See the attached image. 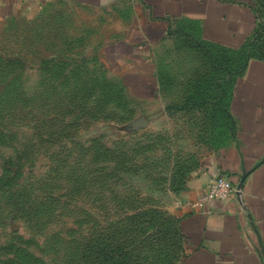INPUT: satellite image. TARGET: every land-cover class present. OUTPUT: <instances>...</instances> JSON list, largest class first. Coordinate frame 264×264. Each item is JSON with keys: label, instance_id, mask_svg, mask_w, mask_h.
Listing matches in <instances>:
<instances>
[{"label": "rangeland", "instance_id": "1", "mask_svg": "<svg viewBox=\"0 0 264 264\" xmlns=\"http://www.w3.org/2000/svg\"><path fill=\"white\" fill-rule=\"evenodd\" d=\"M125 10L56 1L0 36V264L185 254V194L230 122L208 94L213 55L189 41L156 49L159 90L123 82L105 46L127 30Z\"/></svg>", "mask_w": 264, "mask_h": 264}, {"label": "crops", "instance_id": "2", "mask_svg": "<svg viewBox=\"0 0 264 264\" xmlns=\"http://www.w3.org/2000/svg\"><path fill=\"white\" fill-rule=\"evenodd\" d=\"M63 2L95 11L124 7L129 25L105 46L125 84L150 93L160 82L156 49L189 41L192 51L213 54L245 49L264 25V0H0V36L45 5ZM236 123L229 141L210 151L181 210L186 251L176 264H264V59L251 57L231 90ZM226 176L242 193L228 201L197 203L209 181Z\"/></svg>", "mask_w": 264, "mask_h": 264}, {"label": "trees", "instance_id": "3", "mask_svg": "<svg viewBox=\"0 0 264 264\" xmlns=\"http://www.w3.org/2000/svg\"><path fill=\"white\" fill-rule=\"evenodd\" d=\"M208 53L213 55L211 58L212 59L211 67L214 70L213 75L217 77L213 82L215 86L212 88V91L209 92L208 94L211 93L210 97H212L213 94V97L211 98L213 103H215L213 104V106L215 107L213 109H216L217 112H219L220 118L224 113L225 121L230 122V127L227 133L229 137H232L235 133L236 123L229 110L230 102H231V90L233 88V85L235 84V81L242 73V70L245 64L247 63L248 59H250L251 57H259L264 59V25L257 31L254 38L248 43V46L245 49L235 53H227V52H222L218 54H213L210 52ZM235 70H236L235 72L236 74H231ZM193 92L196 93V96L188 95L187 100L189 99L197 100L196 98L198 94V89H195ZM202 93L203 91H201V95ZM185 102H187L186 105L190 103L189 101H185ZM220 123L221 121H219V124ZM221 126L222 123L219 125V129L215 130L216 135L213 136L215 140V144H217V147L223 145L225 142V139L223 138L226 134V131L224 132L223 130H221ZM179 231L182 237L185 238L183 232L180 229V226H179Z\"/></svg>", "mask_w": 264, "mask_h": 264}, {"label": "built area", "instance_id": "4", "mask_svg": "<svg viewBox=\"0 0 264 264\" xmlns=\"http://www.w3.org/2000/svg\"><path fill=\"white\" fill-rule=\"evenodd\" d=\"M242 189L243 183H240L237 187L226 176L218 175L209 181L206 192L197 203L204 204L205 202L211 200L226 202L236 193L240 195L242 193Z\"/></svg>", "mask_w": 264, "mask_h": 264}]
</instances>
